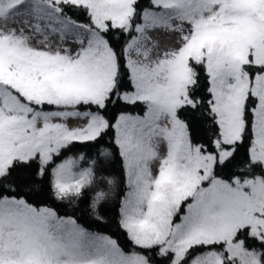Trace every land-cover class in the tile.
<instances>
[{
	"label": "snow or ice",
	"instance_id": "6c2138e0",
	"mask_svg": "<svg viewBox=\"0 0 264 264\" xmlns=\"http://www.w3.org/2000/svg\"><path fill=\"white\" fill-rule=\"evenodd\" d=\"M0 264H264V0H0Z\"/></svg>",
	"mask_w": 264,
	"mask_h": 264
}]
</instances>
